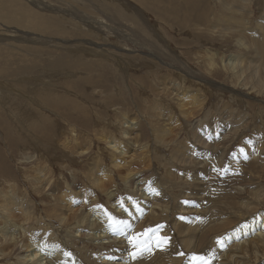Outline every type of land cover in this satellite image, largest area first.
<instances>
[{
  "label": "rangeland",
  "instance_id": "1",
  "mask_svg": "<svg viewBox=\"0 0 264 264\" xmlns=\"http://www.w3.org/2000/svg\"><path fill=\"white\" fill-rule=\"evenodd\" d=\"M8 1L68 34L0 28V264H264V0Z\"/></svg>",
  "mask_w": 264,
  "mask_h": 264
},
{
  "label": "bare ground",
  "instance_id": "2",
  "mask_svg": "<svg viewBox=\"0 0 264 264\" xmlns=\"http://www.w3.org/2000/svg\"><path fill=\"white\" fill-rule=\"evenodd\" d=\"M187 1V0H185ZM147 3H145L146 5ZM152 8V7H151ZM199 18V17H198ZM200 21V20H199ZM58 23L55 19L53 18H49L48 16H44L42 14H37L34 13V11L32 12L31 10L26 9L25 7L22 6V4L17 3L15 1H8V0H0V28L1 26L6 27V29H10L13 26H17V27H21L23 30H27V31H34L35 33H39V34H45V33H50L51 32H56L58 35H62V36H66V34H68L67 32L62 31V28L59 26L58 27ZM16 28V27H14ZM1 29H5V28H1ZM17 29V28H16ZM20 29V28H19ZM21 29V30H22ZM1 31V30H0ZM4 31V30H3ZM7 31V30H6ZM28 61V60H26ZM26 63V62H25ZM28 65V64H27ZM29 66V65H28ZM31 66V65H30ZM29 66V67H30ZM2 71H0L1 73ZM3 73V72H2ZM185 99V98H184ZM180 100V99H179ZM116 147V145L114 146ZM117 149V148H116ZM124 152V150H123ZM154 200V199H153ZM156 201V200H155ZM22 210V209H21ZM23 213V211H22ZM25 214V213H24ZM27 215V217L24 219V221H28V223L30 222V220H32V218L30 219V213L26 212L25 216ZM22 216V215H21ZM23 217V216H22ZM261 218V217H259ZM33 221V220H32ZM258 221V219H255L254 222H248V227H252L255 226V223ZM28 223L26 224V228L23 229L25 231V233H31L30 237H29V241L30 245H25L26 249H29L31 247H34L35 242H36V238H35V234L34 232L30 229L31 226H34L33 223H31V225L28 226ZM258 227L252 232V235L249 237L248 239V244L244 245L242 247H240L241 252L243 253L245 251H247V249L251 250L253 253H256L259 248H260V244L263 243L264 244V226H260L261 223H264V216L263 218H261L258 222ZM213 226V225H212ZM260 226V228H259ZM248 228V229H249ZM29 229L32 232H28ZM248 229L244 230V236L245 237L247 235V231ZM208 229H206L207 232ZM215 230V229H214ZM41 231V230H40ZM212 231V230H211ZM254 232H258L256 235ZM37 232H36V236H37ZM204 234V233H203ZM240 234V233H239ZM32 237V239H30ZM240 237V236H239ZM238 237V238H239ZM242 237V238H243ZM247 238V237H246ZM240 239V238H239ZM237 241V240H236ZM241 241V240H240ZM239 241V242H240ZM246 240L243 242L245 243ZM237 244V243H236ZM242 244V243H241ZM239 244V245H241ZM45 246V245H43ZM259 246V247H258ZM47 247V246H46ZM238 247H236L237 250ZM47 249V248H46ZM52 248H50L51 250ZM38 247H36V249L31 250L33 251L30 255L24 256L22 257L21 260V264H29L30 262H32L31 258H35L37 257L38 254ZM53 250V249H52ZM51 250V251H52ZM59 252V251H58ZM235 252V251H234ZM47 254V253H46ZM221 254V253H220ZM53 255V254H50ZM50 255H47L48 257H50ZM222 259L218 260L221 261V263L219 264H226L228 260L224 259V255H221ZM24 258V259H23ZM230 258V257H229ZM30 262H28V260ZM43 260V259H42ZM117 261H123V257L121 256V258L116 259ZM44 261V260H43ZM125 261V260H124ZM34 263V262H32ZM37 263V262H36ZM37 264H43L40 261Z\"/></svg>",
  "mask_w": 264,
  "mask_h": 264
},
{
  "label": "snow or ice",
  "instance_id": "3",
  "mask_svg": "<svg viewBox=\"0 0 264 264\" xmlns=\"http://www.w3.org/2000/svg\"><path fill=\"white\" fill-rule=\"evenodd\" d=\"M184 203H189V202L185 201ZM125 211H127V209H125ZM137 211H139V208H137ZM181 219H185V218L181 217ZM130 227L131 225H129L126 221H123V220L119 221L118 226L116 227H113V225L111 224L109 225V228L113 231L114 234L117 231H123V229L130 228ZM244 227L247 228L248 225H245ZM162 228H163V225H158L157 230H146V231H153V233H155V231H158L159 229H162ZM135 240H136L135 236H129L128 238V244L132 247V249L141 248L143 244L148 243V241L134 242ZM168 241H169V238L161 237L160 240L156 241V247H163V245L167 244ZM217 243L220 244L221 247H223L222 241L218 240ZM149 250H150L149 248H145V251H149ZM129 255L132 257V259L137 258V253L135 251L130 252ZM141 255H143V253H141ZM192 264H208V261L205 260L203 257L198 258L196 256H193Z\"/></svg>",
  "mask_w": 264,
  "mask_h": 264
}]
</instances>
